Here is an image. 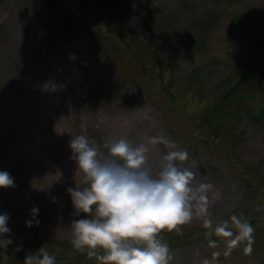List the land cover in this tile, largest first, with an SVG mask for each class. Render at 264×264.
<instances>
[{"label":"rangeland","instance_id":"1","mask_svg":"<svg viewBox=\"0 0 264 264\" xmlns=\"http://www.w3.org/2000/svg\"><path fill=\"white\" fill-rule=\"evenodd\" d=\"M151 2L150 21L126 15L123 26L151 50L174 61L176 76L186 77L192 68L203 67L206 86L212 88L233 61L245 62L259 55L264 59V0ZM52 16L38 0L0 1V169L14 177L12 186L0 187V212L10 214L11 232L4 236L28 252L32 250L23 243L44 233L69 243L52 249L53 256L73 253L68 248L71 220L78 217L73 215L67 188L82 187L84 181L71 157L69 141L80 134L104 151L109 139L124 137L134 146L144 143L153 171L169 146L152 143L150 138L165 136L176 147L188 150V160L178 163L197 172L194 183L210 181L213 191L219 192L209 203L213 225L233 213L264 220V202L249 194L243 197L244 188L226 169L209 165L208 156L194 155L124 71L91 49L82 30L56 44L46 43L43 27ZM196 23L207 26L204 46L198 51L193 43L199 30ZM21 64L33 68L44 84L39 93L17 99L2 85ZM238 131L244 133L238 155L248 163L261 164L264 171V125L244 121ZM33 205L39 207V224L27 226ZM178 227L193 232L205 226L193 217ZM229 239L211 245L210 239L197 233L187 244L175 241L168 244L169 264H264L261 251L252 247L250 253L245 252L242 241L232 246ZM228 248L231 251L226 254Z\"/></svg>","mask_w":264,"mask_h":264},{"label":"trees","instance_id":"2","mask_svg":"<svg viewBox=\"0 0 264 264\" xmlns=\"http://www.w3.org/2000/svg\"><path fill=\"white\" fill-rule=\"evenodd\" d=\"M3 1V0H0ZM48 8L52 19L45 23V42L56 44L82 30L91 49L107 63L124 71V76L147 99L156 105L168 126L179 134L197 157H209V165L226 169L244 188V195L264 202V171L240 158L238 148L244 136L238 131L244 121L264 125V59L262 55L249 61H233L212 88H207L203 67H194L186 77L176 76V64L155 50H151L124 27L126 15L140 16L146 22L153 18L151 0H38ZM211 22V18L208 19ZM206 23V22H202ZM198 25L194 48L205 43L206 25ZM3 30L0 27V36ZM264 54V48L262 49ZM211 66V62L209 64ZM13 73V74H12ZM3 81V89L10 96L22 99L39 93L44 79L36 76L33 68L21 64ZM115 88V87H114ZM177 129V131H176ZM254 226L252 247L264 255V220L243 216ZM229 226H232L231 223ZM215 225H213V228ZM163 231L162 239L168 244L183 241L187 244L194 234L214 239L217 244L226 237L206 227L195 231ZM236 231L235 228H233ZM242 243L246 241L241 240ZM22 244L23 242H19ZM37 243V246L34 244ZM32 251H24L11 240L0 246V264H24V258L40 246L53 255L52 249L69 245L46 234H37L23 243ZM71 255L55 257V264H104L96 256H88L71 244ZM98 251H102L99 250ZM264 259V258H263Z\"/></svg>","mask_w":264,"mask_h":264},{"label":"clouds","instance_id":"3","mask_svg":"<svg viewBox=\"0 0 264 264\" xmlns=\"http://www.w3.org/2000/svg\"><path fill=\"white\" fill-rule=\"evenodd\" d=\"M150 140L169 146L156 171L148 165L144 143L134 146L124 137L114 138L105 141L104 151L83 134L71 138V157L84 181L82 187L67 188L73 215L78 217L71 220L73 247L104 264H169L171 255L168 243L162 239L163 231L179 232V225L198 217L212 230L209 235L214 232L230 237L227 243L232 246L244 240V251L250 253L254 226L242 214L233 213L213 228L209 203L219 192L213 191L215 186L210 181L194 183L197 172L178 163L188 160V150L176 147L175 141L165 136ZM13 184L14 177L8 170L0 169V187ZM29 212L25 224H39V207L33 205ZM9 219L8 212H0L3 247L11 243V237L3 235L11 232ZM216 243L209 240L211 245ZM230 251L226 249V254ZM24 264H55V257L40 246L25 256Z\"/></svg>","mask_w":264,"mask_h":264}]
</instances>
